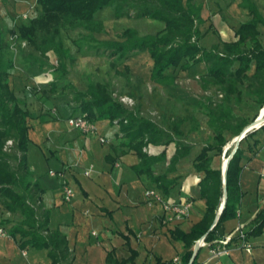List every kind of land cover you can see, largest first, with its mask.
Wrapping results in <instances>:
<instances>
[{
  "label": "trees",
  "instance_id": "16d2710c",
  "mask_svg": "<svg viewBox=\"0 0 264 264\" xmlns=\"http://www.w3.org/2000/svg\"><path fill=\"white\" fill-rule=\"evenodd\" d=\"M241 4L248 9L251 18L237 25L236 38L222 41V48L216 44L209 49L199 42L204 33L197 24L203 21L200 14L202 5L195 0H36L40 14L28 18L18 29L13 28L10 31L31 47L32 50L25 53L26 62L33 66H42L47 64L44 59L49 62L47 56L50 51L57 52L58 58L61 59L70 55L68 49L62 45L60 34L65 24L100 29L102 22L95 15L106 6L114 8L116 18L133 14L135 17L161 19L165 24L156 34L140 35L136 28L131 27L123 30V40H104L102 43L121 54L137 48L147 49L152 59L151 77L158 82L168 79L167 69L178 66L182 70H188L192 64L204 61L210 76L215 80L230 83V91H235L237 87L234 80L248 75V71L253 68V77L259 79V82L252 94L257 102L264 103V43L259 38L258 26L260 23L264 24V15L252 0H241ZM8 44L0 24V203L12 214L19 212L23 218L11 221L3 217L1 221L11 223L8 228L10 235L23 249L29 246L37 249L46 247L52 263L62 264L69 257L68 241L62 230L49 228V210L43 208L40 200L43 189L35 182L29 168V109L21 105L17 93L9 85V74L15 63L8 54ZM59 62L52 64L56 80L61 81L65 77L67 66L65 61ZM74 98L80 102L81 113L91 121L109 119L117 126V135L122 134L120 142L140 157L139 162L133 166L136 173H145L150 181L156 182L162 195L175 185L177 181L167 176L168 171L174 169L179 159L187 156L193 146L177 140V136L183 133L180 121L160 125L150 113H142L136 105L131 106L114 96V90L107 82L95 81L89 83L85 90L76 89ZM218 105L217 109H213V116L209 120L214 133L209 137L210 140L200 147L193 161V167L203 174L199 179V189L201 196L206 199V212L189 231L181 228L169 230L171 237L182 240L186 248H190L201 235H206L207 240L222 239L225 236L224 222L236 216L244 195L239 179L243 169L240 163L244 153L242 143L248 136H254L260 128L264 130L262 124L258 129L247 131L243 142L239 143L232 159L228 161L225 187L227 198L215 222L224 193L221 167L213 166V162L222 155L224 146L230 142L231 138L226 134L230 133L231 137L237 135L249 122V116L235 114L229 107H225V104ZM11 137H14V143L9 152L3 146ZM171 142H177L178 145L170 159L168 170L163 174H156L153 165L167 158L165 148L159 154L148 153L144 148L150 143L168 146ZM258 143L259 140L255 139L247 148ZM263 228L264 208L255 215L249 228L244 230L246 239L248 240L250 235L262 234ZM239 240L240 236L236 234L233 241ZM131 252L132 255L122 260L114 258L113 253L108 252L104 264H126L138 255L134 250ZM192 256L193 251L186 249L182 264H188ZM172 262L171 259L166 264ZM159 263L160 258H156V264Z\"/></svg>",
  "mask_w": 264,
  "mask_h": 264
},
{
  "label": "crops",
  "instance_id": "0c3cea01",
  "mask_svg": "<svg viewBox=\"0 0 264 264\" xmlns=\"http://www.w3.org/2000/svg\"><path fill=\"white\" fill-rule=\"evenodd\" d=\"M262 24L258 25L260 40ZM234 33L232 39L236 38V29ZM13 70L9 74V85L20 99L17 83L12 80ZM250 72L253 75L254 69L251 68L248 74ZM20 101L23 107L28 108L24 98ZM253 102V108L259 109V115L264 116V103L257 102L256 99ZM51 103L50 113L55 119L49 122H53L51 132L39 142L32 141L29 129L32 124H38L45 118L38 116L34 121L31 114L28 116L29 140L34 143L36 152L32 156L28 141L27 159L33 179L43 189L40 200L43 208L49 210V228L62 230L68 241L69 257L62 264H104L108 252L113 253L114 258L122 260L132 255V250L138 252V255L126 264H156V258H160L159 264H166L174 257L179 258L177 261L173 260L172 264H182L186 249L193 251L192 258L195 257L197 264H264V228L262 234L249 236L250 248L240 245V240L233 241L228 244L230 251L221 255L214 253L209 245L199 246L196 251V241L190 248H186L182 240L171 237L169 230L181 228L189 231L206 212V199L201 196L199 189V179L203 174L193 167L194 158L203 145L193 144L189 154L181 157L175 168L168 171L167 176L177 182L163 196L175 201H192L189 214L180 219H168L169 214L163 209L162 203H147L144 191L155 188L161 193L160 189L145 173L135 172L133 166L139 162L140 157L120 142L122 134L117 135L119 129L115 124L109 119H98L96 125L99 133L88 134L70 125L71 107L64 106L62 102H53L52 99ZM100 136L104 141L100 140ZM248 137L242 143L244 153L240 163L243 169L239 174L244 195L236 216L225 220L224 235H236L238 227H243L244 230L249 228L255 215L264 208V130L260 128L254 136ZM255 139L259 143L247 148ZM163 148L167 158L154 163L156 174H163L168 170L173 153L165 144H153L149 150L144 148L148 153L157 154ZM88 167L91 168L89 174L85 171ZM54 170L63 172L64 177L60 174L52 175L50 171ZM64 182L75 190L69 201L62 197ZM0 216L11 217V221L23 218L19 212L12 215L6 208H2ZM7 222L2 220L0 227L9 231L11 223ZM0 264L53 263L46 247L37 249L29 246L23 249L9 232V235H0Z\"/></svg>",
  "mask_w": 264,
  "mask_h": 264
},
{
  "label": "rangeland",
  "instance_id": "374dc122",
  "mask_svg": "<svg viewBox=\"0 0 264 264\" xmlns=\"http://www.w3.org/2000/svg\"><path fill=\"white\" fill-rule=\"evenodd\" d=\"M195 1L202 5L200 14L203 21L197 24L204 33L199 42L209 49L216 44L222 48V41L232 39L235 35V26L251 17L248 9L241 4V0ZM252 1L258 4L264 15V0ZM40 12L36 7V0H0V23L9 43L8 54L15 63V70L12 69V73L16 79H13L12 75V80L17 83L16 89L21 96L20 99H25L33 120L38 119V116L45 118L38 124L30 126L32 141L39 142L51 132L53 122H49L55 119L50 113L51 99L53 102H62L64 106L71 107L73 109L71 114L79 116L80 102L74 98L76 89L85 90L89 83L95 81L107 82L113 88L114 96L119 100L124 98L123 101L131 106L136 105L142 113H150L160 125L180 121L183 133L177 136V140L185 144L202 146L210 140L209 137L213 135L214 130L209 120L218 104H225L224 106L229 107L235 114H248L249 124L260 114L259 109L252 106L255 99L252 90L259 82V79L253 77L252 71L234 80L237 87L235 91H230V83L215 80L210 76L204 61L192 64L188 70H182L178 66L167 69L168 79L158 82L151 77L152 59L147 49L137 48L124 54L114 52L102 42L123 40L125 38L123 30L131 27L136 28L140 35L156 34L164 26L165 21L147 16L135 17L133 14L116 18L112 6H106L96 13V18L102 22L100 29L65 24L60 34L62 45L68 49L70 55L61 59L58 58L57 52L50 51L47 56L49 62L44 59L46 65L33 66L25 59V55L32 50L31 47L25 40L13 35L10 29H18L22 22ZM261 26L263 30L261 39L264 41V25ZM61 60L66 63L67 72L64 79L59 81L56 80L52 63L59 64ZM226 136L231 138L230 142L224 146L222 155L214 160V166L225 160L236 145L235 136L231 137L230 133ZM32 141L31 154L35 156L36 147ZM151 145L153 144L148 145V150L151 149ZM177 145V142L168 145L172 153ZM2 208L0 203V212ZM5 226L8 227L7 224Z\"/></svg>",
  "mask_w": 264,
  "mask_h": 264
},
{
  "label": "built area",
  "instance_id": "2783aa9c",
  "mask_svg": "<svg viewBox=\"0 0 264 264\" xmlns=\"http://www.w3.org/2000/svg\"><path fill=\"white\" fill-rule=\"evenodd\" d=\"M124 100V98H122ZM261 115H259L260 117ZM263 116V115H262ZM258 117V118H259ZM257 119V118H255ZM70 125H72L75 129L82 130L84 132H87L88 134H94L99 133V129L96 125V121H91L88 119V117L84 116L82 113L79 114V116H73L71 115L69 117ZM262 124H264V116L262 117L261 121H259V124L254 128H259ZM100 140L104 141L102 136H100ZM14 143V137H11L7 139L4 143V149L6 151H11V147ZM86 173H91V168L85 169ZM52 175L60 174L62 177H64V173L61 171H50ZM63 193L62 197L65 201L71 200L72 196L74 195V188L71 185H68L66 182L63 183ZM144 195L147 198V203L152 204L154 202H160L162 203L163 209L165 212H168V219H180L183 216H186L189 214L190 206L192 201L189 200H179L175 201L171 198L164 197L157 189L151 188L144 191ZM95 233V232H94ZM9 235V231L4 228L3 226L0 227V235ZM236 234H239L240 236V245H242L245 248H250V243L246 239V235L244 234L243 227L236 228ZM235 237V234L233 233H227L225 234L222 239H214V240H207L206 236H201L196 240V243H198L199 246H210V249L217 253V255H221L223 253H228L230 251V248L228 246L229 243L233 242V238ZM179 257H174L173 260L177 261ZM188 264H197L193 259H190Z\"/></svg>",
  "mask_w": 264,
  "mask_h": 264
},
{
  "label": "water",
  "instance_id": "95a60500",
  "mask_svg": "<svg viewBox=\"0 0 264 264\" xmlns=\"http://www.w3.org/2000/svg\"><path fill=\"white\" fill-rule=\"evenodd\" d=\"M261 117V118H260ZM259 118H257V119H254V121H252L250 124H248V125H246L245 126V128H244V130L242 131V132H239L237 135H235V141H236V145H234V147L232 148V152H231V154L228 156V157H226V159L224 160H221V162H220V164H219V166L221 167V170H222V173H221V177H222V179H223V193H224V195H223V199H222V201H221V204H220V208H219V210H218V212H217V215H216V217H215V219H214V221L215 222H217V219H218V216H220V214H221V212H222V209H223V205H224V202L226 201V198H227V193H226V189H225V187H226V181H227V179H226V171H227V163H228V161L229 160H231L232 159V157H233V154H234V152H235V149H236V147L237 146H239V143L242 141V139L244 138V136H245V133L247 132V131H249V130H251V129H253V128H255L258 124H259V121H261V119H262V115L260 116ZM215 224V223H214ZM204 236H206V235H204ZM199 243V242H198ZM198 243H195V250L197 251L198 249V247H199V245H198ZM196 251H195V253H196ZM195 258V257H194ZM193 259V258H192Z\"/></svg>",
  "mask_w": 264,
  "mask_h": 264
},
{
  "label": "bare ground",
  "instance_id": "6f19581e",
  "mask_svg": "<svg viewBox=\"0 0 264 264\" xmlns=\"http://www.w3.org/2000/svg\"><path fill=\"white\" fill-rule=\"evenodd\" d=\"M261 118V117H260Z\"/></svg>",
  "mask_w": 264,
  "mask_h": 264
}]
</instances>
